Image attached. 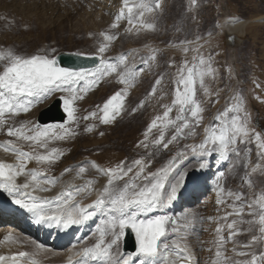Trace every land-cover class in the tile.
Wrapping results in <instances>:
<instances>
[{
    "label": "rangeland",
    "instance_id": "1",
    "mask_svg": "<svg viewBox=\"0 0 264 264\" xmlns=\"http://www.w3.org/2000/svg\"><path fill=\"white\" fill-rule=\"evenodd\" d=\"M134 1L136 5L142 2V0ZM148 2L155 10L151 13L146 12L144 21L153 23L154 29H140L137 25L123 35L119 33L122 25L116 29L104 25L105 28H102L100 32L95 30L86 32L82 28L78 32H73L67 22L63 24L64 29H60L56 24L51 28L49 24L54 20L48 18L49 13H42L40 17L44 16L41 20L46 23L44 19L47 18L48 21V26L45 27L46 34L42 36L40 21L24 20L15 14L12 15L14 20L11 17L6 19L5 15H1L0 53L6 55L11 51L22 56L49 53L56 57L59 53L65 52L92 57L98 51L100 44L105 43L101 33H108L117 38L108 42L106 59L118 64V72H123L125 68L140 72L132 86L128 87L124 93L121 113L113 123L107 125L101 123L99 117L102 113L99 107H102L103 103L117 91L125 89V85L119 83L117 73L105 76L91 91L82 94L83 99L77 100L75 104L79 126L69 125L74 128L77 135L69 140L54 141L49 144V150L57 147L62 150L63 155L53 165L44 166L46 176L71 175L93 186L92 178H95L97 174L93 163L106 169L115 167L121 161L131 164L133 160L141 158L148 164L144 174L156 171L166 165L177 152L186 151V144L202 142L206 136V128L218 129L221 120L217 117L230 121L236 113L228 112V110L238 98L242 100L244 110L248 113L249 126L260 131L255 127L254 121L257 117L264 120V102H262L264 101V0H195V2L193 0H148ZM157 3L160 4L158 9L155 8ZM35 11L36 9H33L32 13ZM136 15L137 9L133 14L134 19ZM259 18L261 19L258 20ZM231 21H251L246 25L245 32L241 36L231 34L233 41L227 39L229 33L225 29V25ZM30 27L32 29H29ZM185 47L188 48L187 52L184 51ZM53 48L56 50L55 53L51 51ZM153 54L156 59L149 60L148 64H145L144 60ZM198 56H203L205 59L210 57L214 72L205 77L203 87L197 80V98L201 101L204 112L202 122L194 128V135H189L190 130L185 129L184 133L165 149L163 143L176 134L175 127L169 126L165 132V140L160 145L154 143L159 139V128L153 129L145 140L144 133L152 120L156 116H162L166 110L164 106L171 105L175 99L177 69L182 67L186 60L189 66L193 63L198 64L199 61L193 59ZM121 57L125 58L124 64L119 63ZM6 63V61H0V72L3 71ZM157 79H161L160 85L155 84ZM81 83L83 84V81ZM153 87L156 88L155 94L152 92ZM205 87L208 89V95H205ZM62 95L64 94L56 93L44 102L35 104L26 113H6L4 116L6 123L0 126V137L9 146L33 151L30 142L10 136L8 128L23 126L27 130L37 125L38 112L55 98H61ZM257 97L261 99L258 100ZM253 108L258 110V114ZM93 111L98 113L97 117H90ZM225 112H228L226 117L223 116ZM170 115L174 119L177 109L174 108ZM239 115L243 118L244 112ZM85 117L89 118L85 119ZM89 127H92L91 132L86 130ZM100 132L104 135L101 136ZM142 140L148 147L140 144ZM237 147L239 156L230 153L229 158L224 160L213 153L209 157L208 166L204 169L198 168L199 161L188 152V158L169 177L172 180L177 172L181 174L186 172L182 185L184 187L190 177L208 172L207 181L210 187L206 192L208 202L201 206L203 198H200L202 195L198 194L192 201L193 207L181 213L177 212L175 215H168L177 222L176 225L170 223L169 227L178 226L180 229L179 234L170 232L168 240L177 239V236L182 235L189 244L192 256L198 260H196L198 264H213L216 260L218 228H222L220 235L225 241L220 248L223 253V264H239V261L250 259V255H238L240 252L251 254L255 251L259 254L264 251V240L253 241L252 239L253 236L261 235L259 224L248 223V221L258 220V216L249 215L251 210L247 207L248 203L264 194V159L259 156L254 142L238 143ZM248 149L251 151L248 152ZM36 150L46 151L45 149ZM257 164L260 168L253 172L252 168ZM80 168H84L85 172L80 173ZM134 172L129 176H132ZM220 172H224V176L218 180ZM107 179L98 192L87 189L82 192V197V193L79 194L80 197L77 195L76 202H79L82 207L92 204L99 197L103 187L107 186ZM128 179L129 177H125L123 180L115 181L114 187L122 188ZM138 182L143 183V181ZM217 182L225 189V192L241 194V200L235 201L234 198L225 196V203L217 204V194L214 189ZM181 188L178 190L177 197ZM230 204H235L237 207L243 205V213L236 215L233 208L228 206ZM164 210L165 208L159 209L148 214V217L158 215ZM89 211L95 210L89 209ZM96 214L103 216L99 212ZM209 217L213 219L210 220ZM224 217L227 219L225 220ZM233 220H236L237 224L234 229H229L227 225ZM233 231H236L237 235L232 236ZM91 237L82 244L83 247H90L96 242L97 237ZM122 246L123 238L119 242L121 252ZM26 248L33 250L31 254L37 258L35 250L30 245L26 244ZM140 258L142 259L137 257V259ZM38 260L42 264H51L39 257Z\"/></svg>",
    "mask_w": 264,
    "mask_h": 264
},
{
    "label": "snow or ice",
    "instance_id": "2",
    "mask_svg": "<svg viewBox=\"0 0 264 264\" xmlns=\"http://www.w3.org/2000/svg\"><path fill=\"white\" fill-rule=\"evenodd\" d=\"M123 5L128 14L126 17L128 23L132 27L139 25V28L154 29L153 23H145L144 21L145 13H151L155 10L148 0H142L138 5L132 6L129 5V0H123ZM134 8L137 9L135 19L133 17ZM155 8H160V4L157 3ZM122 18H125L123 10L116 16L111 28H118ZM139 28H137L138 31ZM128 30L131 31L132 28ZM101 35L104 37L105 43H101L96 54L89 57L99 61L94 68L62 67L58 59L49 53L31 56L17 55L11 51L6 55L0 53V61L7 62L3 71L0 72V126L6 123L4 120L6 113H26L35 104L44 102L56 93L64 94L61 96V100L63 111L66 113V122L64 123L37 124L27 130L23 126L21 128H8L10 136L30 142L33 151L24 152L16 149L15 163L0 161V190L6 192L16 205L36 216L37 222H46L58 228L68 229L74 225H82L92 219L97 212L106 217L97 224L93 233L94 236H97L96 242L90 247H83L80 251L74 252L69 257L68 264H90V261L97 259H102L105 264H134L133 254L123 253L119 247V242L125 236L127 229L135 234L138 246L135 257H142L139 264H192L191 254L187 247H182L177 239L168 240L170 232L180 233L178 226L169 227L170 223L176 225V220L164 214L145 219L140 217H147L150 213L164 209L175 200L178 190L184 183L186 172L183 174L177 172L172 180L169 177L188 158V152L198 159V168L204 169L208 166L209 157L213 153L218 154L221 159L227 160L230 153L240 155L238 143L250 144L254 142L259 156L264 159V133L249 126L248 113L244 110V104L239 98L228 110V112L236 113L230 121L217 117L221 120L218 129L206 128V136L202 142L186 144V151L177 152L168 160L166 165L156 171L144 174L148 164L142 158L133 160L131 164L121 161L115 167L99 169L108 177L107 186L103 187L99 197L87 207H82L79 202L73 203L76 196L82 191L81 189H77L75 192L71 190L60 191L54 197L37 194L49 192L51 187L57 183L55 178H42L46 172L44 166L53 165L63 155L62 150L57 147H52L49 150V144L54 141L69 140L77 135L74 128L69 125L79 126L75 104L77 100L83 99L82 94L88 93L105 76L117 73L119 83L125 85V89L117 91L103 103L102 107L98 106L102 113L99 117L101 123L105 125L113 123L121 113L124 93L140 74L138 71L127 68L123 72H118V64L109 62L105 57L109 47L108 42L117 37L108 33H101ZM51 51L55 53L56 50L53 48ZM184 51L187 52L188 48L185 47ZM74 55L80 56L81 54L75 53ZM155 59L156 56L153 54L144 60V63L148 64L149 60L154 61ZM193 59L198 60L199 63H193L189 66L186 60L183 66L177 69L175 99L171 105L164 106L166 110L162 116H156L144 133L145 140H147L153 129L159 128V139L155 140L154 143L160 145L165 140V132L169 126L175 127L176 134L172 135L166 143H163L165 149L168 148L169 144L176 141L185 129L190 130L189 135H194V128L199 126L203 120L204 108L197 98L196 84L198 80L203 87L205 77L212 75L214 69L211 67L210 57L205 59L203 56H198ZM119 63L124 64L125 58L121 57ZM81 81H83V86H81ZM155 84L160 85L161 79H157ZM152 92L155 94V87H153ZM204 92L205 95L209 94L206 87ZM257 99L259 100L261 97H257ZM174 108L177 109V115L173 119L170 114ZM228 112L223 113V116H228ZM241 112H244L243 118L239 115ZM97 115L96 111L90 113V117H97ZM88 118L85 117V119ZM86 130L91 132L92 127ZM100 135L103 136L104 133L100 132ZM140 144L148 147L143 140ZM36 149H45L46 151L40 152ZM247 151L250 152L251 149ZM30 161H36L41 167L28 169L27 165ZM258 168H260L259 164L252 168V171L256 172ZM79 172L83 173L85 169L80 168ZM133 172L134 174L129 176ZM223 176L224 172H220L218 180ZM18 177H24V182L18 183ZM125 177H129V179L122 188L114 187L115 181L123 180ZM138 181H143V183ZM215 191L217 204H224L225 196L234 198L235 201L241 200V194L225 192L219 182L216 184ZM228 206L233 208L236 215H240L244 211L243 205L237 207L235 204H230ZM247 207L251 210L249 215L258 216V220L248 221L249 224H259L261 235L253 236V241L264 240V194L248 203ZM89 209L95 211H89ZM228 215H232V213H228ZM209 219L213 218L209 217ZM224 219L226 220L227 217ZM236 224L237 221L233 220L227 227L234 229ZM221 232L222 228H218V247L216 260L213 261V264H223V253L220 248L223 247L225 241L224 237L220 235ZM231 235L235 236L237 232L233 231ZM179 238L183 239V236L181 235ZM11 240H13L11 234L4 237V241ZM72 247L75 249L76 245ZM245 247H250V245H245ZM36 248L42 249L44 245L38 244ZM180 253L183 255L181 256ZM238 255H250V259L239 261V264H264V251L259 254L255 251L251 254L240 252ZM28 256L29 253L24 251H20L14 256L0 255V264H22L24 258ZM80 257L83 259H75L74 261V258Z\"/></svg>",
    "mask_w": 264,
    "mask_h": 264
},
{
    "label": "bare ground",
    "instance_id": "3",
    "mask_svg": "<svg viewBox=\"0 0 264 264\" xmlns=\"http://www.w3.org/2000/svg\"><path fill=\"white\" fill-rule=\"evenodd\" d=\"M28 4H30V7L28 6ZM129 5H136V2L134 0H129ZM33 9H36L37 12L35 11V13H32ZM122 10L125 12V18H122L119 22V26L122 25V28L119 29V33L123 35L129 32V28H134L128 23V20L126 18L128 14L126 9H124L123 0H0V17L1 15H5L6 19L8 17H11L14 20L15 18H13L12 15L15 14V16L22 17L24 20L26 19L28 21H31V19H34L37 22L40 21L39 24L41 23L42 25V31L40 30V35L42 36L46 34L45 27L48 26L47 18L44 19V21L46 20V23L41 20V18L44 16L42 15V17H40V14L42 13H49L48 18L50 20H54L49 24L51 28L52 25L55 26L56 24L60 29H64L63 24L64 22H67L68 26L70 25V28L73 29V32H78L81 28L86 32L91 30L100 32L102 28H105L104 25L111 26L115 22L116 16H118ZM135 10L136 9L134 8L133 14ZM260 19L261 18H259L258 20ZM250 22L251 21L228 22L225 25V29H227L229 33L227 34V36L231 37V34H238L241 36L245 32L244 28L247 24H250ZM22 23H24V21ZM29 29H32V27H30ZM231 40L233 41L234 39ZM233 45L235 46V43ZM16 149L24 152L31 151L30 149L9 146L5 143L4 139L0 137V161L6 163H15L17 154ZM39 167H41V165H38L36 161H30L27 165L28 169ZM93 168H95V172L97 173L95 175V178H92L94 182L93 186L90 183L83 182V180L79 177L75 178L71 175L63 174L59 177L57 176L58 178L45 175L42 178H55L57 183L55 186L51 187V190L49 192L37 194L46 197H54L60 191L71 190L75 192L77 189L82 190L80 193L86 191L87 189L98 192V190L105 183L107 177L99 170L101 169L100 166L93 163ZM208 177V172L202 174L199 173L198 175L190 177L191 179L189 178V181L186 183V185L179 191L178 197L175 199V201H172L170 209L176 212L184 211L185 209L189 208L188 203L185 202V198H187L188 196H192V198L194 197V199H196L197 193H201L200 195H202V197L200 198H203V201H201L200 205L202 206L206 204L209 200L207 198L206 192L210 188L207 181ZM24 179V177H18L17 182L22 183L24 182ZM202 193H204V195ZM0 195L4 199H6L12 206L20 207L19 205H16L12 198L3 190H0ZM82 195L83 193L81 194V197ZM77 199L78 197L76 196V200ZM95 222L96 215H94L92 219L82 225L77 231L73 230V238L80 242L82 235L90 232L91 227ZM26 223L28 227H26L25 225L22 226V222L17 220V216L5 217L0 213V255L6 254L7 256H9L13 252L25 251L23 249L24 245L28 244L35 250L37 258H34V256H32V258L31 256H28L23 264H33V261H35V264H42L39 262L38 257L44 261L46 260L48 262H51V264H66L69 261V257L72 256L74 252H76V249L71 248V246L63 247L62 249H58L53 246V241L48 239L46 235L43 234V225H48L49 223L38 222L33 233L29 229V221H27ZM53 227L55 226L53 225ZM51 228L52 227L48 226L47 231ZM38 230L42 231V234L41 236H39V238L34 236L37 235ZM60 230L59 232H61ZM9 234H11L13 240L4 241V237ZM57 235L58 234H55L54 237H57ZM91 236H93L94 238L97 237L94 235ZM1 240L3 241L1 242ZM38 244L44 245V248L38 250L36 248V245ZM81 247L83 248V246L80 245L79 248ZM29 251L30 253H33V250ZM133 256L135 257V254H133ZM192 258L194 259L192 260V264H198L196 262L197 259H195V257L193 256Z\"/></svg>",
    "mask_w": 264,
    "mask_h": 264
},
{
    "label": "water",
    "instance_id": "4",
    "mask_svg": "<svg viewBox=\"0 0 264 264\" xmlns=\"http://www.w3.org/2000/svg\"><path fill=\"white\" fill-rule=\"evenodd\" d=\"M227 39H233L232 37H227ZM62 67H71V68H94L99 62L96 59L77 56L74 54L61 53L56 57ZM254 111L258 112L255 108ZM66 119V115L62 109V101L57 99L52 103L48 108L44 109L39 117L38 122L40 125H47L50 123H63ZM255 126H257L263 133L260 122L258 119H255ZM136 250L135 240L133 233L130 229L126 230L125 240H124V251L134 252Z\"/></svg>",
    "mask_w": 264,
    "mask_h": 264
},
{
    "label": "flooded vegetation",
    "instance_id": "5",
    "mask_svg": "<svg viewBox=\"0 0 264 264\" xmlns=\"http://www.w3.org/2000/svg\"><path fill=\"white\" fill-rule=\"evenodd\" d=\"M261 123L264 124V120H261Z\"/></svg>",
    "mask_w": 264,
    "mask_h": 264
}]
</instances>
